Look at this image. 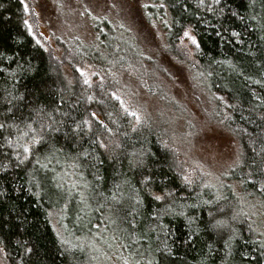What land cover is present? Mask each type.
Masks as SVG:
<instances>
[{
  "label": "trees",
  "instance_id": "trees-1",
  "mask_svg": "<svg viewBox=\"0 0 264 264\" xmlns=\"http://www.w3.org/2000/svg\"><path fill=\"white\" fill-rule=\"evenodd\" d=\"M148 1L143 20L162 28L166 50L186 29L195 35L211 118L237 141L241 190L264 205V0ZM25 19L20 0H0V246L8 263L86 264L80 238L110 229V241L138 264H264V243L233 219L230 193L184 180L169 121L115 95V73L131 80L129 69L145 76L153 64L120 36L127 31L104 20L90 46H74L80 64L112 75L92 85L76 71L67 81Z\"/></svg>",
  "mask_w": 264,
  "mask_h": 264
},
{
  "label": "rangeland",
  "instance_id": "rangeland-1",
  "mask_svg": "<svg viewBox=\"0 0 264 264\" xmlns=\"http://www.w3.org/2000/svg\"><path fill=\"white\" fill-rule=\"evenodd\" d=\"M20 1L26 13L25 25L29 34L69 82L76 71L84 83H108L112 75H106L92 65L80 64L74 46H90L94 25L98 22L106 20L115 27L124 28L127 33L120 36L142 49L153 64L146 66L150 72L145 76H140L137 68L129 69L127 73L131 80H119L120 74L115 73L117 77L113 76L119 85L115 95L121 102L132 104L135 112L147 111L153 116L160 113L169 121V145L184 180L205 182L216 196L230 193L228 203L232 205L233 219L245 220L250 226L247 227L264 243V205L259 196L246 195L241 190L239 178L243 174L238 167V144L220 123L211 118L212 104L205 92L207 87L194 68L197 40L190 29H186L173 49L168 51L162 28L156 22L149 25L143 20L141 9L150 4L148 0ZM149 85L159 95L149 94ZM162 101L175 106L178 115L168 116L172 112ZM57 221L54 218L52 224L61 233L62 225ZM109 233L110 229L97 237L80 238L81 244L90 249L86 264H138L110 241ZM0 264H9L1 246Z\"/></svg>",
  "mask_w": 264,
  "mask_h": 264
},
{
  "label": "snow or ice",
  "instance_id": "snow-or-ice-1",
  "mask_svg": "<svg viewBox=\"0 0 264 264\" xmlns=\"http://www.w3.org/2000/svg\"><path fill=\"white\" fill-rule=\"evenodd\" d=\"M215 3H216V4H220V3H221V0H215ZM26 10H27V9H26ZM221 11H223V9H221ZM185 35L187 36L188 33H185ZM233 35H237V34H236V33H233ZM192 42L195 43L196 41L193 39ZM86 82H87V81H86ZM133 115H134V114H133ZM0 128H3V125H2V124H0ZM35 143L39 144L40 141L37 140V141H35ZM102 146H103V145H102ZM25 151L27 152V151H29V149H28V148H25ZM139 163H140V164H143L144 161L141 160V161H139ZM185 179H187V177H185ZM143 183H144L145 185H147V184L149 183L148 179L145 178L144 181H143ZM0 195H2V193H0ZM153 199H155V200H157V201H161V200L164 199V197H162V196H160V195H153Z\"/></svg>",
  "mask_w": 264,
  "mask_h": 264
}]
</instances>
